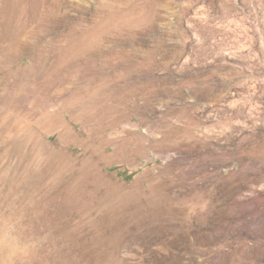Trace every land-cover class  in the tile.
<instances>
[{"label": "rangeland", "instance_id": "374dc122", "mask_svg": "<svg viewBox=\"0 0 264 264\" xmlns=\"http://www.w3.org/2000/svg\"><path fill=\"white\" fill-rule=\"evenodd\" d=\"M0 9V264H264V0Z\"/></svg>", "mask_w": 264, "mask_h": 264}, {"label": "bare ground", "instance_id": "6f19581e", "mask_svg": "<svg viewBox=\"0 0 264 264\" xmlns=\"http://www.w3.org/2000/svg\"><path fill=\"white\" fill-rule=\"evenodd\" d=\"M3 12H5L3 9H0V13L3 15V16H5V13H3ZM5 21H6V19H5ZM5 21H3L4 23H5ZM5 31V30H4ZM5 33V32H4ZM4 37V36H3ZM4 38H6V37H4ZM13 44H6V45H3V46H0V52H3V51H5V50H7V48H10L11 46H12ZM15 72V71H14ZM17 72L20 74V75H25L26 74V72H28V70L27 69H19V70H17Z\"/></svg>", "mask_w": 264, "mask_h": 264}, {"label": "clouds", "instance_id": "9594fccd", "mask_svg": "<svg viewBox=\"0 0 264 264\" xmlns=\"http://www.w3.org/2000/svg\"><path fill=\"white\" fill-rule=\"evenodd\" d=\"M13 232H14V225H9L8 229L5 232L4 240L5 241L14 240Z\"/></svg>", "mask_w": 264, "mask_h": 264}]
</instances>
